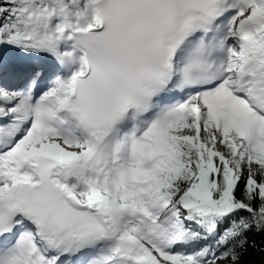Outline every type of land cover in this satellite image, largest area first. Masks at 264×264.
<instances>
[{"label":"snow or ice","instance_id":"1","mask_svg":"<svg viewBox=\"0 0 264 264\" xmlns=\"http://www.w3.org/2000/svg\"><path fill=\"white\" fill-rule=\"evenodd\" d=\"M250 248L264 0H0V264H251Z\"/></svg>","mask_w":264,"mask_h":264},{"label":"trees","instance_id":"2","mask_svg":"<svg viewBox=\"0 0 264 264\" xmlns=\"http://www.w3.org/2000/svg\"><path fill=\"white\" fill-rule=\"evenodd\" d=\"M9 59H11V55L9 54ZM257 244H260L261 237H256ZM246 259L251 262V264H264V253H259L255 249L250 248Z\"/></svg>","mask_w":264,"mask_h":264}]
</instances>
